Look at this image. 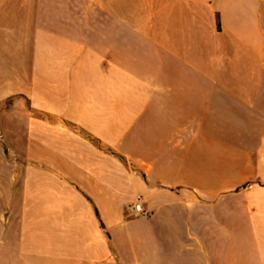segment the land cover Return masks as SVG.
<instances>
[{
	"label": "crops",
	"instance_id": "crops-1",
	"mask_svg": "<svg viewBox=\"0 0 264 264\" xmlns=\"http://www.w3.org/2000/svg\"><path fill=\"white\" fill-rule=\"evenodd\" d=\"M75 19L0 80V264H264V0Z\"/></svg>",
	"mask_w": 264,
	"mask_h": 264
},
{
	"label": "rangeland",
	"instance_id": "rangeland-1",
	"mask_svg": "<svg viewBox=\"0 0 264 264\" xmlns=\"http://www.w3.org/2000/svg\"><path fill=\"white\" fill-rule=\"evenodd\" d=\"M103 4L104 0H0V80L8 72L22 73L25 59H32L33 69L39 68L40 43L50 37L42 34L44 30L60 27L71 33L66 28L74 27V33L80 34L75 17L88 10L102 11ZM10 7H14L16 25L8 28L2 15ZM9 100L0 99V109L8 106ZM4 150L9 151L6 147Z\"/></svg>",
	"mask_w": 264,
	"mask_h": 264
},
{
	"label": "built area",
	"instance_id": "built-area-1",
	"mask_svg": "<svg viewBox=\"0 0 264 264\" xmlns=\"http://www.w3.org/2000/svg\"><path fill=\"white\" fill-rule=\"evenodd\" d=\"M131 209L136 215L148 216L150 214V210L144 208L143 206V197L141 194H137L136 199L131 206Z\"/></svg>",
	"mask_w": 264,
	"mask_h": 264
}]
</instances>
